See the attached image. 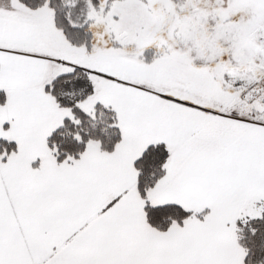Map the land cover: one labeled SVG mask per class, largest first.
Returning <instances> with one entry per match:
<instances>
[{"label":"snow or ice","instance_id":"snow-or-ice-1","mask_svg":"<svg viewBox=\"0 0 264 264\" xmlns=\"http://www.w3.org/2000/svg\"><path fill=\"white\" fill-rule=\"evenodd\" d=\"M0 264H264V0H0Z\"/></svg>","mask_w":264,"mask_h":264}]
</instances>
